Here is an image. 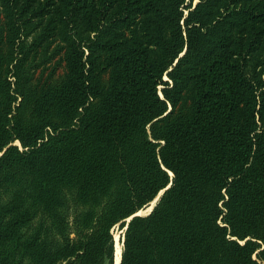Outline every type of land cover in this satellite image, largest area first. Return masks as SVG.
<instances>
[{"label": "trees", "instance_id": "16d2710c", "mask_svg": "<svg viewBox=\"0 0 264 264\" xmlns=\"http://www.w3.org/2000/svg\"><path fill=\"white\" fill-rule=\"evenodd\" d=\"M116 226L119 264H264V0H0V264Z\"/></svg>", "mask_w": 264, "mask_h": 264}, {"label": "rangeland", "instance_id": "374dc122", "mask_svg": "<svg viewBox=\"0 0 264 264\" xmlns=\"http://www.w3.org/2000/svg\"><path fill=\"white\" fill-rule=\"evenodd\" d=\"M15 144H19V143H17V142H15ZM153 204H154V202H153ZM153 204H149L148 205V207H146V208H144V209H142V213H140L141 215H146L148 212L147 211H149L150 210V208H151V206L153 205ZM147 212V213H146ZM113 234H114V236H115V241H116V244H115V246L116 245H121V243H120V240H119V238H120V235H121V230L119 229V227L118 226H116L114 229H113ZM121 247V246H120ZM116 264V263H115Z\"/></svg>", "mask_w": 264, "mask_h": 264}, {"label": "water", "instance_id": "95a60500", "mask_svg": "<svg viewBox=\"0 0 264 264\" xmlns=\"http://www.w3.org/2000/svg\"><path fill=\"white\" fill-rule=\"evenodd\" d=\"M160 95H161V93H160ZM169 186H170V184H169L165 189L161 190V191L157 194V196L151 201V202H154V204L151 206V208H150V210L148 211V213L151 212V210H152L153 207L155 206L156 202L159 200L160 196L163 194V192H164ZM151 202H150V203H151ZM148 213H147V214H148ZM136 215H141V214H140V213H135V214H133L131 217L127 218L126 221H129L133 216H136ZM125 228H126V226L124 227V229H125ZM121 245H122V243H121ZM120 258H121V254H120ZM119 262H120V260H119ZM119 262H118L117 264H119Z\"/></svg>", "mask_w": 264, "mask_h": 264}, {"label": "bare ground", "instance_id": "6f19581e", "mask_svg": "<svg viewBox=\"0 0 264 264\" xmlns=\"http://www.w3.org/2000/svg\"><path fill=\"white\" fill-rule=\"evenodd\" d=\"M151 204H153V202L151 203ZM143 212V211H142ZM142 212H140V213H142ZM148 212V211H147ZM146 212V213H147ZM121 245H116V254H115V263L117 264L118 262H119V260H120V254H121V247H120Z\"/></svg>", "mask_w": 264, "mask_h": 264}]
</instances>
